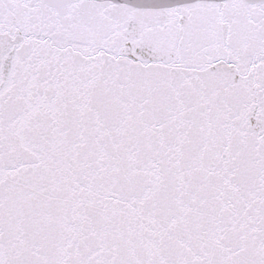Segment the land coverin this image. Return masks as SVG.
Instances as JSON below:
<instances>
[{
  "label": "snow or ice",
  "instance_id": "snow-or-ice-1",
  "mask_svg": "<svg viewBox=\"0 0 264 264\" xmlns=\"http://www.w3.org/2000/svg\"><path fill=\"white\" fill-rule=\"evenodd\" d=\"M0 264H264V0H0Z\"/></svg>",
  "mask_w": 264,
  "mask_h": 264
}]
</instances>
